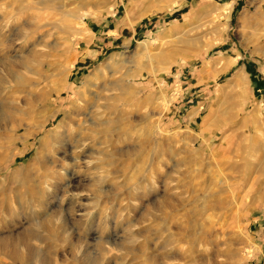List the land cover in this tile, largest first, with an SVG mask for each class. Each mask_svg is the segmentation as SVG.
<instances>
[{"label": "rangeland", "instance_id": "374dc122", "mask_svg": "<svg viewBox=\"0 0 264 264\" xmlns=\"http://www.w3.org/2000/svg\"><path fill=\"white\" fill-rule=\"evenodd\" d=\"M0 264H264V0H0Z\"/></svg>", "mask_w": 264, "mask_h": 264}, {"label": "bare ground", "instance_id": "6f19581e", "mask_svg": "<svg viewBox=\"0 0 264 264\" xmlns=\"http://www.w3.org/2000/svg\"><path fill=\"white\" fill-rule=\"evenodd\" d=\"M62 121L64 122V120L62 119ZM47 122L48 121H44L43 122V124L41 125V127L40 128H44L45 127V125L47 124ZM63 124V123H62ZM65 126H66V122H65V124H64ZM60 127V126H59ZM59 130H62V129H59ZM74 130V129H73ZM73 130L72 129H69V131L68 132H66L67 133V139H69V141L75 136V133L73 132ZM58 132V131H57ZM57 132H55V133H53V134H51V136L52 137H54V140H55V143H58L59 144V148H63V147H65L66 145H65V143L63 142V137H62V135L61 134H58ZM74 140V139H73ZM73 142V141H72ZM54 146V145H53ZM66 148V147H65ZM46 149V148H45ZM54 149V148H53ZM43 151H44V149H38V150H36V152H35V157H34V165L37 167L36 169H38V170H40V169H42V170H45L46 171V167H45V161H46V155L43 153ZM53 151V150H52ZM46 154H48V153H46ZM51 158V157H50ZM49 171V170H48ZM41 173V172H40ZM49 173V172H48ZM37 174H39V173H37ZM43 174H45V173H43ZM47 174V173H46Z\"/></svg>", "mask_w": 264, "mask_h": 264}]
</instances>
